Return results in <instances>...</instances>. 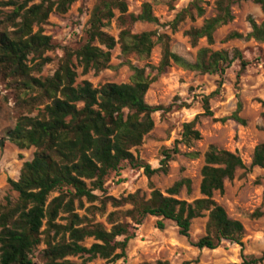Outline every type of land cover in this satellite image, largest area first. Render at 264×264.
I'll return each instance as SVG.
<instances>
[{
    "label": "trees",
    "instance_id": "16d2710c",
    "mask_svg": "<svg viewBox=\"0 0 264 264\" xmlns=\"http://www.w3.org/2000/svg\"><path fill=\"white\" fill-rule=\"evenodd\" d=\"M198 1L190 3L177 18L192 8L203 16L205 10ZM241 1L259 4L264 11V0H217V14L205 19L201 27L187 32L192 44L196 46L200 39L206 38L208 44L213 45L215 32L234 20L232 6ZM73 2L0 0V81L11 80L18 86L38 91L41 97L51 101L42 116L19 115L15 126L0 141L3 145L9 140L21 150L35 148L33 158L23 163L19 179H9L12 190L19 195L18 201L13 203L7 199L6 204L0 203V264H35L34 254L40 245L45 246L38 255L42 264H86L97 258L115 262L126 256L130 240L147 216L162 218L159 228H164L163 220H171L183 236L189 237L193 220L208 212L206 234L194 243L196 247L216 249L224 240L242 244L243 223L232 219L214 199L216 192L224 193L227 181L233 180L238 170L246 168L242 157L235 152L214 145L209 147L201 171L202 197L193 202L178 198L184 187L191 191L189 179L176 181L165 193L153 189L149 199L141 197L139 192L121 199L109 196L102 200L96 194L105 190L107 177L118 171L124 162L144 168L151 179L158 172H166L173 154L180 150L177 145L164 150L159 168L143 163L132 152L153 130L152 116L161 109L145 100L155 79L147 73L146 67L130 65L134 71L130 83H107L100 88H95L88 80L77 84L73 57L79 61L84 74L113 68L111 55L117 45L124 56L135 54L142 60L150 57L156 45L153 33L137 34L124 28L117 40L104 30L106 22L116 16V9L123 25L158 22L150 3H144L138 15L129 14L127 18L128 6L124 0H101L88 21L87 41L75 50H68L53 76L32 75L34 70L40 71L51 61L46 54L55 48L43 26L54 10L66 13ZM249 21L251 31L247 35L234 32L228 38L264 43V21L258 23L253 18ZM164 38H160L164 48L159 65H148L151 70H157L158 75L172 63L185 70L212 75L224 73L237 59L243 69L247 65L239 50L232 55L228 50L208 47L200 48L192 61L172 51ZM96 41L99 46L94 45ZM241 108L239 104L230 118L243 122L239 116ZM213 116L210 97H205L204 112L184 124L177 144L192 145L200 140L198 120ZM186 155L196 158L199 154ZM252 166L264 169V144L256 146ZM84 200L88 203L101 200L103 207L108 203L114 207L131 204V209L120 212L131 222L116 223L118 212H113L109 215L113 226L106 230L88 215L81 216L77 212L84 208ZM93 208H87L86 212H92ZM87 239L94 242L86 246ZM75 257L82 262L71 259ZM263 259L264 252L261 258L252 257L245 262L257 264Z\"/></svg>",
    "mask_w": 264,
    "mask_h": 264
},
{
    "label": "rangeland",
    "instance_id": "374dc122",
    "mask_svg": "<svg viewBox=\"0 0 264 264\" xmlns=\"http://www.w3.org/2000/svg\"><path fill=\"white\" fill-rule=\"evenodd\" d=\"M100 1L74 0L66 13L56 10L51 13L43 29L45 34L52 37L55 48L46 54L51 61L40 71L32 72L34 77L53 76L68 50H75L87 41L85 31L88 21ZM124 1L128 6L127 18L129 14L138 15L143 4L150 3L158 22L138 21L123 25L119 19L121 14L116 9V16L106 22L104 30L117 40L124 28L137 34L153 33L156 45L150 57L142 60L135 54L124 56L120 45H117L111 55L110 64L113 68L100 72L92 70L86 74L77 58L73 57L78 75L77 84L88 80L95 88H100L107 83H130L134 73L130 65L146 67L147 73L155 79L145 100L161 109L152 116L155 122L153 130L145 136L142 145L133 148L132 152L140 161L153 168L161 166L164 150L173 149L177 145L180 152L173 154L166 172H158L151 179L144 168L124 162L118 171L107 177L105 190L96 191V194L102 200L109 196L121 199L139 192L141 197L149 199L153 189L165 193L176 181L189 179L191 191L184 187L178 198L193 202L202 197L200 184L204 155L214 145L239 154L246 165L245 169L236 172L233 180L227 181L223 194L216 192L214 195L216 202L226 209L232 219L243 223L244 236L242 244L224 240L216 249H200L194 243L206 234L208 212H205L204 217L193 220L189 237L180 233L175 222L163 220L164 228H159L158 223L162 218L147 216L138 227L136 236L130 240L124 258L115 262L97 258L86 264H247L245 261H250L252 257L261 258L264 252V169L252 166V160L256 146L264 144V43L254 39H229L228 36L234 32L247 35L251 31L249 19L263 22L264 11L252 1L234 3V20L217 29L214 34L215 43L209 45L206 38H202L195 46L187 32L191 28L201 27L205 19L217 14V0L198 1L205 10L203 16H199L197 10L192 8L180 18H177L179 13L194 0ZM161 37H166L163 41L168 42L172 51L192 61L200 48L208 47L212 50H228L232 55L235 50H239L247 65L243 69L237 59L224 73L212 75L185 70L172 63L164 73L158 75L157 70H151L148 65L157 67L162 59L164 47ZM94 45L99 46V43L96 41ZM205 97H210L214 116L200 117L198 120L196 127L202 138L192 145L177 144L184 124L204 112ZM50 103L38 91L18 86L11 80L0 81V141L15 126L19 115L42 116ZM239 104L242 105L239 116L243 122L230 118ZM224 118L226 120H222ZM34 151L35 148L21 150L9 140L0 144L1 204H6L7 199L13 203L18 201L19 195L12 190L9 179H19L23 163L33 158ZM190 152L199 155L192 158L186 155ZM101 200L94 203L84 200V208L77 209V212L81 216L88 215L94 223L103 225L106 230L113 226L109 220L113 212H118L116 223L131 222L120 213L131 209V204L114 207L108 203L103 207ZM89 207H94L92 212H86ZM93 242L94 239H87L84 245L90 246ZM44 247L40 245L35 251V264H42L38 255ZM71 259L82 262L80 258ZM257 264H264V259Z\"/></svg>",
    "mask_w": 264,
    "mask_h": 264
}]
</instances>
